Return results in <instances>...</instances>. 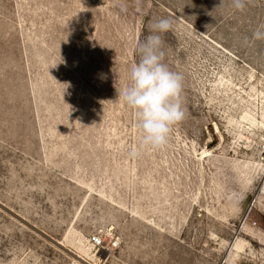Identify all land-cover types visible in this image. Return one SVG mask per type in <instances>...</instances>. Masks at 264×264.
<instances>
[{
    "label": "rangeland",
    "instance_id": "374dc122",
    "mask_svg": "<svg viewBox=\"0 0 264 264\" xmlns=\"http://www.w3.org/2000/svg\"><path fill=\"white\" fill-rule=\"evenodd\" d=\"M219 3L0 0V264H264V0ZM161 18L185 118L139 149L116 88Z\"/></svg>",
    "mask_w": 264,
    "mask_h": 264
},
{
    "label": "clouds",
    "instance_id": "9594fccd",
    "mask_svg": "<svg viewBox=\"0 0 264 264\" xmlns=\"http://www.w3.org/2000/svg\"><path fill=\"white\" fill-rule=\"evenodd\" d=\"M231 2L236 10L242 11L252 0ZM222 4L223 0H220L218 6ZM171 28L172 20L169 18H161L151 24L152 34L136 44L135 51L139 59L129 67V82L116 88L118 97L133 112L139 134V149L159 150L166 147L173 127L185 118L183 75L171 70L164 62L165 52L160 33H166ZM252 39L264 40V25L252 33ZM139 155L137 149L129 152L132 158Z\"/></svg>",
    "mask_w": 264,
    "mask_h": 264
},
{
    "label": "built area",
    "instance_id": "2783aa9c",
    "mask_svg": "<svg viewBox=\"0 0 264 264\" xmlns=\"http://www.w3.org/2000/svg\"><path fill=\"white\" fill-rule=\"evenodd\" d=\"M90 243L93 245V246H96V247H103L104 246V242L103 240L100 238V236L98 235H92L90 237Z\"/></svg>",
    "mask_w": 264,
    "mask_h": 264
}]
</instances>
